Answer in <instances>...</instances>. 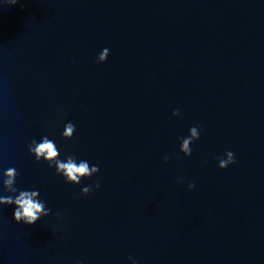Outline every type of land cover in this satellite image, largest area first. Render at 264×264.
Segmentation results:
<instances>
[{
	"label": "water",
	"instance_id": "1",
	"mask_svg": "<svg viewBox=\"0 0 264 264\" xmlns=\"http://www.w3.org/2000/svg\"><path fill=\"white\" fill-rule=\"evenodd\" d=\"M10 167L51 212L0 205V264H264V0H0V196Z\"/></svg>",
	"mask_w": 264,
	"mask_h": 264
},
{
	"label": "clouds",
	"instance_id": "2",
	"mask_svg": "<svg viewBox=\"0 0 264 264\" xmlns=\"http://www.w3.org/2000/svg\"><path fill=\"white\" fill-rule=\"evenodd\" d=\"M9 5H14L17 0H7ZM109 55V49L104 48L97 56V62L102 63L106 61ZM174 116L180 114L179 109H173ZM76 125L71 121L65 123L64 130L61 136L65 139H71L75 133ZM189 135L187 137H179L180 140V151L185 156L192 154L191 144L193 141L200 138L201 128L198 126H192L189 128ZM30 154L34 155L36 161H45L49 167L55 166V173L64 178L65 183L79 184L82 178H90L94 174L99 172L98 165H91L87 160L81 159L77 162L75 155H66L62 161L60 159V152L55 142L47 135L41 137L40 142H37L35 138L27 145ZM167 161L168 157L164 158ZM218 160V167L223 169L228 167L230 164L235 163V154L232 151H226L223 156L216 158ZM19 173L15 168H8L3 171L2 184L3 189L7 193L15 195L0 196V205H14L13 219L17 223H23L26 225H32L36 221L40 220L44 216H48L51 212L50 208L46 207V201L40 199L39 190H19L16 184V178ZM99 181H96L94 185H87L81 189L82 194L87 195L93 191L94 188H98ZM188 187L194 188L195 185L190 183ZM18 193V194H16ZM59 215V213H57ZM132 264H138L132 257ZM75 264H82L81 261H75Z\"/></svg>",
	"mask_w": 264,
	"mask_h": 264
}]
</instances>
